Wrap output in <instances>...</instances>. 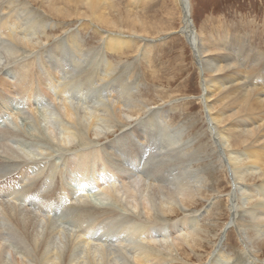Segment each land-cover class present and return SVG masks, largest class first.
Here are the masks:
<instances>
[{
	"label": "bare ground",
	"instance_id": "1",
	"mask_svg": "<svg viewBox=\"0 0 264 264\" xmlns=\"http://www.w3.org/2000/svg\"><path fill=\"white\" fill-rule=\"evenodd\" d=\"M115 2L0 0V264H264V52L237 35L204 40L191 1L173 0L180 26L170 32L183 35L193 52L204 130L213 135L202 142L201 130L183 141L185 123L170 127L164 113L176 98L149 106L135 94L134 66L149 59L147 45L131 62L106 57L135 41L116 28L154 29L130 10L110 17L121 5ZM55 17L105 26L97 31L100 46L84 49L68 29L53 37L47 29ZM223 42L236 47L240 62ZM216 45L224 51L204 54ZM249 58L255 62L245 70ZM13 113L15 123L8 118ZM200 153L209 161L208 176L191 168ZM218 172L230 192L223 200L218 187L207 191L226 204L230 220L203 260L194 252L202 215L191 207L204 199V179ZM56 216H64L65 226ZM230 227L239 244L234 256L224 250Z\"/></svg>",
	"mask_w": 264,
	"mask_h": 264
},
{
	"label": "rangeland",
	"instance_id": "2",
	"mask_svg": "<svg viewBox=\"0 0 264 264\" xmlns=\"http://www.w3.org/2000/svg\"><path fill=\"white\" fill-rule=\"evenodd\" d=\"M115 1H116L115 2L116 7H118L119 4L121 5L118 8H114L113 11H110V17L111 15L112 16L116 15L115 11L117 9L118 10L121 9L120 11L123 12L122 14L123 16H126V14L131 11L132 15L136 16L137 18H140V20L146 19L145 21L148 24L150 23L151 26L153 25L155 30L149 26L141 27L142 29L140 28V30L136 29L135 30L136 32H134V30H131L130 26L124 25L121 28H116L118 31L120 30V32L123 35L127 34L126 36L129 35L131 37H134L135 41L131 43L130 48L126 49L123 52L124 54L121 53L123 50L118 53H112V52L109 53L108 51L106 52L107 53L106 57H108L112 62L115 63L117 61L125 62L126 58L129 59L132 56L134 57L137 56L140 58L141 56L139 50L143 49L144 47L142 46V44L143 45L145 44V46L147 45V47H144V50L148 53L149 59L147 60L140 58L139 63L137 62L136 66H134L133 73H137L140 75L138 83L136 84L137 90L135 91V94L138 97H142L144 99L149 100L151 104L149 106H154L155 104L153 102L155 101L158 102V99L163 98V96L165 99L168 97L171 98L169 100L166 99L165 101L175 100L176 98V101L165 106L166 111L164 113L166 114V117L168 116L166 119L167 120L171 119L170 127H175L177 125H180L181 123H185V125L182 124L184 127V131L182 135L183 141H186L190 137L193 138L196 137V134H199L202 131H203L202 135L205 137V138L204 137L201 138L202 142L213 140V135L208 134V132L204 130L205 128L208 127V124H206L207 122L204 117L201 102L198 99V96L200 95L201 92V88H200L201 76L193 52L190 46L188 47L189 44L186 42L183 35L179 34L178 32L176 33L170 32L172 30L174 31L178 29L180 26V16H179L180 14H177L179 13V11L177 6L174 4L173 0H139V3H137L138 0H120V2L119 0H115ZM190 1H191V9H192L191 18L193 20V23L195 24V29L197 30V32H199V34H203L204 40L209 39L208 37L210 35V37H213L214 39L216 38L215 41L219 43L220 38H223L225 34L229 36L237 35L245 38L246 41H248L247 43L250 46H252L254 49H258L264 52V0H190ZM142 2L144 5L142 4ZM71 4L72 3H68V6ZM133 5L134 8H132ZM78 6L79 7L81 6L80 1L78 2ZM70 19L66 20L65 18L55 17L53 18V20L56 26L49 28L47 30L50 31L49 33L53 34V37L63 34L64 30L67 29L68 31H72V32L75 31L74 32L75 34L77 32L78 33L77 36L78 35L81 36L78 37L82 40L84 49H91L100 46L99 44L100 35L98 34L97 31L99 30V28L104 30L105 26L95 28L93 24L87 20L86 21L87 23L86 22L83 23L87 24L88 26L86 25L84 27L83 25L78 27L77 25L79 22L76 21V18L75 19L70 18ZM200 25H204L203 30L200 28ZM117 30L112 29L111 31L114 32ZM168 32L170 33L168 34ZM238 42L241 45V42L240 41ZM223 43L224 45L222 44L221 46L223 48L229 49L232 53H234L235 60L240 62L239 54L237 55L235 54L236 47L227 42H223ZM223 48H219V46L217 45L214 48L212 46L209 48L210 50L205 51L204 54H207L208 52H213V53L217 51L220 52L221 49H222L221 51H224ZM70 52L72 53V49L68 48V54H71ZM68 57L67 56L64 57L66 61L68 60ZM131 61L132 58L129 59L127 62H131ZM248 61H251V64L247 65L245 70H249L250 67L255 62V61L253 62L251 58H249L246 62ZM261 63L262 64L264 63V59L261 61ZM261 63H258L257 67ZM8 81H11V79L8 78ZM58 81L64 82V79H58ZM256 86L260 87L259 85ZM43 95L44 94H40L36 96L37 98L35 99L36 100L35 105L38 103V100H40V98ZM66 98L68 101V96H66ZM53 99L57 101H61L55 92ZM162 101H159L158 103H161ZM174 105H178V107L177 106L174 107ZM228 106H235V104L234 105L228 104ZM20 113L21 115L20 114L19 115L21 118L18 117L17 122H18V126L23 127L22 115L24 114L23 115L24 117L27 116V111L22 110L20 111ZM8 118L12 122H14L13 120L16 119L14 113L9 115ZM112 138L114 137L109 136V139ZM105 140L106 139H104L103 141ZM197 144H198L197 142H194V145L190 149L193 150L194 148H196ZM200 155H202V157L199 156L200 160L192 159V163H191L192 169L201 170L204 169L205 166L209 164V161L206 158L205 153L202 154L200 153ZM180 170L181 169H178L176 171H180ZM207 170L208 169L203 170L204 173H207L205 174L206 176L210 174ZM223 175L224 174H222L221 172H218L209 176V178L206 177L203 181L205 182L204 187L206 189L205 188L202 189L203 193L201 196L204 199L203 200L199 199L200 200L199 205L197 206L194 205L191 207L192 209L197 211L196 212L197 214L202 215L199 219V222L201 224V228L199 231L200 236L196 238L198 244L196 247L197 249L194 248V252L198 254L200 253L203 256V260L206 257L207 253L211 251L210 242H214L217 239L223 226L229 223L230 220V211L228 212V207H226V204L221 200H220L221 202H217L219 200L214 199V196H212V194L210 192L208 193L207 191V188H209V186L218 187V189L221 192V194H219V198L224 200L225 197L223 196H225V194H227L228 191L230 192L231 188H229L228 183H226L227 180L225 178V175L224 176ZM207 200L209 201L207 202ZM205 208L206 211H203ZM76 211L79 212L80 216L83 215L80 210L77 209ZM63 217L64 216H56L55 220L61 225L65 226L63 220L60 219ZM180 217L181 216L176 215L173 217V219L178 220L180 219ZM242 219L244 221L248 220L246 215H244ZM233 229H234L233 227L232 228L230 227L228 229L227 240L224 243L225 252L231 256H234L236 251H238L239 249L238 248L239 244L237 242V237L235 234L236 231L235 229L234 230ZM249 233L253 234L252 232ZM90 241H94V240L91 239ZM253 246L258 247L256 243H254ZM184 247H185L184 255L190 256L192 251L188 247L186 246ZM260 256L262 259H264V247L262 249ZM191 262L192 264H198L194 259H192ZM191 262L185 264H191Z\"/></svg>",
	"mask_w": 264,
	"mask_h": 264
}]
</instances>
